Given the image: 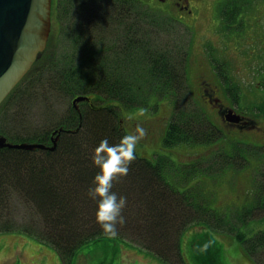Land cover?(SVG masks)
Returning a JSON list of instances; mask_svg holds the SVG:
<instances>
[{"label":"trees","instance_id":"16d2710c","mask_svg":"<svg viewBox=\"0 0 264 264\" xmlns=\"http://www.w3.org/2000/svg\"><path fill=\"white\" fill-rule=\"evenodd\" d=\"M133 4L131 0H60L58 48L54 45L47 48L0 107L2 111L17 105L16 109L25 111L9 113L17 122L10 119L4 125L5 135L9 137L7 131L11 132V142L51 146L52 133L64 130L55 151L0 149V234L24 231L55 248L64 264H70L71 260L63 253L71 255L86 242L104 237L135 243L167 264H184L180 247L184 229L196 222L213 229L216 224L219 230L223 227L222 215L210 205L208 190H214L205 187L203 179L230 168L236 170L230 165H237L238 160L232 159L227 151L218 156V161L191 165L192 171H181V177L178 175L174 182L171 172L179 170L173 161L168 160L167 166L154 165L136 153L129 174L115 182L112 189L127 198L123 211L126 224L118 226L116 236H109L96 221L98 201L88 196L99 172L92 157L105 138L117 144L127 134L121 125L123 109L145 105L146 102H141L144 96L149 99L167 95L179 104L187 98L182 92L183 82L174 76L169 78L175 64L171 41L176 46L180 39L172 37L171 32L169 35L160 32L167 26L158 14V17L153 14L156 12L144 7L141 10L137 5L134 16L131 9L121 7ZM228 13L222 11L227 18L233 15ZM185 53H190L187 47H183L181 57L188 70ZM165 88L170 92L164 94ZM78 97L90 101L80 103L76 110L72 101ZM67 102H71L68 112L56 110L57 105ZM37 105L42 108L45 123L32 130L28 118ZM208 120L203 118V124L195 127L184 124L181 118L175 119L164 137V147L215 142L217 132L210 138L209 129L203 126H213ZM257 126L252 114L235 128L248 132L259 130ZM16 129L22 133L13 132ZM240 159L246 163L243 167L254 166L248 157ZM253 174L252 192L262 207L264 169L254 166ZM252 206L237 211L243 224L249 221L243 216L264 213V209L256 213L259 207ZM19 212H27L22 214L26 216L21 220L23 223L16 217L21 216ZM237 238L248 244L243 232Z\"/></svg>","mask_w":264,"mask_h":264},{"label":"rangeland","instance_id":"374dc122","mask_svg":"<svg viewBox=\"0 0 264 264\" xmlns=\"http://www.w3.org/2000/svg\"><path fill=\"white\" fill-rule=\"evenodd\" d=\"M139 1L138 8H146ZM222 1L197 0L198 4L194 1V7L191 5L188 10L182 12L179 7L173 12L170 10H166V13L157 12V9L154 11L156 14H153L156 16L158 14L167 26L160 32L166 35L171 32L172 37L180 39L176 46L175 42L171 41L173 50L171 56L175 64L169 78L174 76L178 82H183L182 92L187 98L179 104V101L167 95H156L149 99L144 96L141 102H146L145 105L135 109H123L121 125L127 134L135 130V124H140L147 130V135L137 146L136 153L154 165L164 163L167 166L170 164L168 160L173 161L174 167L176 166L179 172H171L174 176V178L171 176L172 182L177 181L178 175L181 177V171L191 172L194 167L191 165L204 166L210 161H218V156L225 154V151L230 153L232 159H237L239 165H230L236 170L230 168L222 174L209 176L212 180L209 177L203 179L205 187L214 190V193L208 190L211 195L210 205L222 215V229H217V224L214 229L199 222L189 225L180 236L181 254L184 264H264V213L259 211L264 209L262 208L264 205L259 207L256 194L252 192L254 166L259 170L264 169L262 155L264 134L258 135L264 133V0H249L248 12L237 13L228 10V14L241 17L239 24L235 19L228 17L227 27H222L221 21L215 19L217 14L216 11L214 12L215 6L221 10ZM180 4L184 5L183 2ZM224 4L228 5V0ZM254 5L257 8H253ZM220 13L222 14V10ZM58 32L60 33V30ZM53 37V45L57 49L59 35L54 34ZM183 47H187L190 51L189 54L185 53L190 64L188 70L181 57ZM185 72L186 79H184ZM202 82H209L213 88L216 87L218 99L206 100L200 96L198 90ZM168 87L171 85L168 84ZM167 89L165 88L164 94L170 92ZM220 104L236 112L235 116L243 121L250 118L253 113L259 130L255 128L246 132L237 131L232 126L222 127L216 113L217 107L220 114V106H218ZM79 105L80 103L77 104ZM70 106L71 102L62 103L56 106V110L62 108L68 112ZM16 107L17 105H12L0 111V119L2 118L0 135L9 140L11 132L7 131L8 137L4 131L7 130L4 125L10 119L14 120L9 113L14 115L15 110L19 113L25 112L23 108L16 109ZM223 114L225 118L222 119L226 124L232 122L233 116L230 113L223 112ZM43 117L42 108L37 105L28 118L32 130L44 125ZM178 117L184 124L195 127L200 123L203 124V118L206 121L209 119L217 130L212 125L203 126L209 129L210 138L217 132L216 136L219 139L215 142L209 141L210 144L206 145L185 144L165 148L164 137L170 124L175 119L180 121ZM13 132L22 133L19 129ZM243 156L248 157L254 166L243 167L246 166V163L240 159ZM251 205L255 208L259 207L255 212L259 211L260 214L243 216L249 220L243 224L240 220L241 216H237L236 213ZM25 213L27 215V212H19L18 215L21 216H16L21 223L26 219V216H22ZM242 232L248 244L238 240L237 234ZM262 240L263 244H261ZM58 255L60 256L58 251L51 245L37 241L24 231L16 230L0 234V264H64ZM63 255L68 256V260H71L70 264H167L141 246L115 237L90 240L71 255L69 253Z\"/></svg>","mask_w":264,"mask_h":264},{"label":"water","instance_id":"95a60500","mask_svg":"<svg viewBox=\"0 0 264 264\" xmlns=\"http://www.w3.org/2000/svg\"><path fill=\"white\" fill-rule=\"evenodd\" d=\"M51 6L52 0H0V105L45 51L51 32ZM83 101L89 99L76 98L73 105L77 108ZM56 146L57 138L47 147L12 144L0 137V149L55 151Z\"/></svg>","mask_w":264,"mask_h":264},{"label":"clouds","instance_id":"9594fccd","mask_svg":"<svg viewBox=\"0 0 264 264\" xmlns=\"http://www.w3.org/2000/svg\"><path fill=\"white\" fill-rule=\"evenodd\" d=\"M147 130L137 124L135 130L125 134L119 143L111 144L107 138L94 150V165L99 168L93 186L88 189V196L98 201L96 221L105 235L116 236L118 226L126 224L123 211L127 198L112 191L114 183L129 174L130 166L136 161V149L146 137Z\"/></svg>","mask_w":264,"mask_h":264},{"label":"flooded vegetation","instance_id":"af4514ba","mask_svg":"<svg viewBox=\"0 0 264 264\" xmlns=\"http://www.w3.org/2000/svg\"><path fill=\"white\" fill-rule=\"evenodd\" d=\"M138 1L139 0H131V2H133L134 4L132 6H121L123 9L127 10V9H131V11L133 12V15L135 16V11H136V6L138 5ZM194 1L197 0H142L139 1L142 3V5H144L146 8L148 9H152V10H156L157 12H164L166 13V10H170V11H174V10H188V7L192 5V7H194ZM229 2H232L231 5H222L220 6L221 10L222 8L226 10L227 7V12L228 10L231 12H237V13H244V12H248V10L250 9V4H249V0H228ZM180 2H183L184 5L182 6L180 4ZM224 2V0L222 1ZM221 2V3H222ZM55 3V4H54ZM198 4V3H197ZM197 7H199V5H197ZM59 0H55L53 2V6H52V32H56V30L58 31L60 29V23H59ZM218 5V2H217ZM175 6V7H174ZM177 7H179L177 9ZM253 8H257V6L255 7V5L253 6ZM221 10L219 9L218 6H215V10L216 11V17L215 19H217L218 22L222 23V27H227V19L223 16L220 15ZM234 10V11H233ZM239 10V11H238ZM177 12V11H176ZM237 16V15H236ZM234 16V14L231 16L232 19L236 20V23L239 24L240 21V15H238L237 17ZM226 19V21H225ZM232 28V27H231ZM239 28V27H238ZM242 28V26L240 27ZM236 29V28H234ZM200 88L198 90L199 94L201 97L205 98L206 100H209V98H217V94L218 91L216 89V87L214 86V88L210 85L209 82H202L200 85ZM218 99V98H217ZM220 106V113L224 112V113H230L229 108H226L223 104L218 105ZM233 112V111H232ZM216 113H217V118L219 120V122L221 123L220 125H222L223 127H228V126H233L236 127L237 124H235L236 122H229L228 124H226V122L222 119L221 114H219V110L216 107ZM234 115H237L236 112H233ZM233 120H236L237 118H235L234 116L232 117ZM137 124H135L134 126L136 127Z\"/></svg>","mask_w":264,"mask_h":264}]
</instances>
